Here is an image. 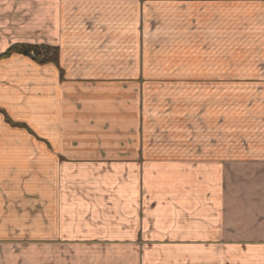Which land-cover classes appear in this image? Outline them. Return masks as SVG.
Returning a JSON list of instances; mask_svg holds the SVG:
<instances>
[{
  "label": "crops",
  "instance_id": "1",
  "mask_svg": "<svg viewBox=\"0 0 264 264\" xmlns=\"http://www.w3.org/2000/svg\"><path fill=\"white\" fill-rule=\"evenodd\" d=\"M0 264H264V0H0Z\"/></svg>",
  "mask_w": 264,
  "mask_h": 264
},
{
  "label": "trees",
  "instance_id": "2",
  "mask_svg": "<svg viewBox=\"0 0 264 264\" xmlns=\"http://www.w3.org/2000/svg\"><path fill=\"white\" fill-rule=\"evenodd\" d=\"M10 54H20L28 56L33 60L40 63H54L58 62V51L56 47L51 46H36L30 44H16L11 46L1 56H7Z\"/></svg>",
  "mask_w": 264,
  "mask_h": 264
}]
</instances>
